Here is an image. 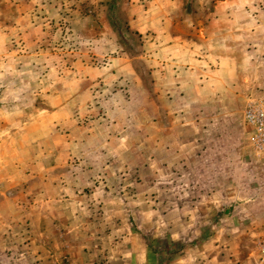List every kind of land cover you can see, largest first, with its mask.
<instances>
[{
    "label": "rangeland",
    "instance_id": "obj_1",
    "mask_svg": "<svg viewBox=\"0 0 264 264\" xmlns=\"http://www.w3.org/2000/svg\"><path fill=\"white\" fill-rule=\"evenodd\" d=\"M264 0H0V264H260Z\"/></svg>",
    "mask_w": 264,
    "mask_h": 264
},
{
    "label": "built area",
    "instance_id": "obj_2",
    "mask_svg": "<svg viewBox=\"0 0 264 264\" xmlns=\"http://www.w3.org/2000/svg\"><path fill=\"white\" fill-rule=\"evenodd\" d=\"M243 114L254 150L264 155V102L249 103ZM257 254L259 263L264 264V232L257 243Z\"/></svg>",
    "mask_w": 264,
    "mask_h": 264
},
{
    "label": "water",
    "instance_id": "obj_3",
    "mask_svg": "<svg viewBox=\"0 0 264 264\" xmlns=\"http://www.w3.org/2000/svg\"><path fill=\"white\" fill-rule=\"evenodd\" d=\"M164 263V258L163 257H158L156 260V264H163Z\"/></svg>",
    "mask_w": 264,
    "mask_h": 264
},
{
    "label": "trees",
    "instance_id": "obj_4",
    "mask_svg": "<svg viewBox=\"0 0 264 264\" xmlns=\"http://www.w3.org/2000/svg\"><path fill=\"white\" fill-rule=\"evenodd\" d=\"M159 256H160V255H159ZM159 256H158V257H159Z\"/></svg>",
    "mask_w": 264,
    "mask_h": 264
}]
</instances>
